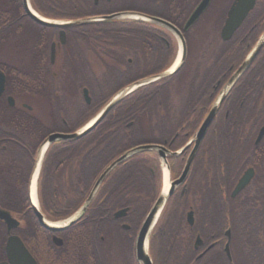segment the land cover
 Masks as SVG:
<instances>
[{
    "label": "flooded vegetation",
    "instance_id": "af4514ba",
    "mask_svg": "<svg viewBox=\"0 0 264 264\" xmlns=\"http://www.w3.org/2000/svg\"><path fill=\"white\" fill-rule=\"evenodd\" d=\"M169 2L178 23L165 21L182 32L184 60L174 74L156 81L160 82L157 85H140L128 94L155 95L162 104V117L144 119L150 136L159 143L141 146L162 147L164 158L156 149L137 152L113 167L94 189L105 170L126 153L104 165L94 180L86 179V156L112 153L101 148L102 140L123 137L97 131L113 108L82 138L45 143L50 136H68L83 128L108 103L86 119L110 93L152 77L144 76L151 64L155 68L169 64L160 73L169 69L181 50L179 40L162 26L132 20L130 67L104 68V73L96 74L88 58L98 60L101 39L86 34L92 33L89 26L103 23L85 24L80 37L71 36L82 50L79 74L83 84L77 86L71 83L68 28L32 21L18 0L22 19L18 33L32 37L33 68L18 70V45L0 51V264H143L137 255L138 236L152 206L163 195L164 166L169 183L176 184L147 235L144 251L151 264H264V0H254L227 40L220 33L235 0H210L206 15L185 32L183 27L201 0ZM28 3L32 7L31 0ZM213 4V16L206 20ZM32 9L48 20L68 21ZM208 27L219 28L218 37L199 36V28ZM139 33L144 37L137 43ZM213 108L215 114L200 137ZM89 135L95 139L89 142L96 147L93 150L86 148ZM139 153L147 155L142 158L143 176L135 180L138 169L133 162L124 163ZM240 182L244 185L235 191ZM169 205L174 213L164 212ZM172 226L175 248L188 244L192 260H162L168 242L164 234ZM228 236L230 241L235 238L234 260L229 241L231 261L216 262L215 252L224 253ZM248 237L256 239L255 246L245 244Z\"/></svg>",
    "mask_w": 264,
    "mask_h": 264
},
{
    "label": "trees",
    "instance_id": "16d2710c",
    "mask_svg": "<svg viewBox=\"0 0 264 264\" xmlns=\"http://www.w3.org/2000/svg\"><path fill=\"white\" fill-rule=\"evenodd\" d=\"M170 0H111L106 2L105 0H99L97 5H94L93 0H31L32 7L38 12L46 17L52 19H66V20H78L87 19L94 17L107 16L114 13L121 12H132L144 15H149L157 17L172 23H178L175 14L172 10V4ZM18 0H0V51L2 48L15 47L18 45V70L30 71L33 68V61L31 54L33 52V43L31 42V36L29 35H19L18 22L22 21L20 18L21 11L18 9ZM188 11L184 13L185 17L188 15ZM206 15L203 14L202 17ZM184 18H181L179 23L182 24ZM201 17V18H202ZM132 20H120L112 22H103V24L89 26L88 29L92 33L86 34L87 36L98 37L101 39V49L96 51L97 59L101 63L102 67L105 69H117L123 68L128 69L130 66L127 64V58L130 57L128 52V47L131 44L132 35L128 32L129 23ZM105 23V24H104ZM82 28L85 26H73L68 28L71 35L68 34V45L70 46V62H71V83L73 85L81 86V75L79 74L81 52L80 46L72 41V37H80ZM87 29V28H86ZM153 37L154 34H151ZM137 43L141 42L140 39L144 37L143 34L139 33L136 36ZM151 63L153 61H150ZM169 64L155 68L152 64L144 76H154L167 68ZM137 77L135 80L139 79ZM160 82L153 84L157 85ZM127 85L123 84L120 88ZM115 94L113 92L107 99H105L102 104H99L92 112L93 116L98 109L104 106L110 98ZM155 96V95H154ZM154 96L148 97L143 94H138L133 96L128 95L123 98L113 109L108 113L103 123L97 129L98 132L102 133H116L123 134L121 138L113 139H103L102 149L111 150L112 153H103V155L90 156L87 157L86 166L88 168V173L86 174V179L94 180L98 171L106 164H108L112 159L117 158L124 152L130 151L138 146L149 144V143H159L155 137L150 136L151 132L147 127L149 124L145 122V118H160L162 117V104H159ZM90 116V117H91ZM114 119H118L115 121ZM131 122V125H127ZM155 126H158V122H154ZM82 123L76 126L75 129L80 127ZM157 131V130H154ZM174 131V125L171 126L170 132ZM90 135L86 137L87 149H95V146L89 144V142H94L95 139L90 140ZM147 153H139L127 160L124 164L133 162L134 168L138 169L134 172L135 180H140L144 173V160L143 156ZM97 158H101V161H96ZM89 159H94L91 162ZM123 164V165H124ZM127 166V165H126ZM89 170H92L89 172ZM140 177V179L138 178ZM127 178V177H126ZM153 193V191H152ZM156 190H154V195L151 196V201L155 197ZM148 205L146 206V208ZM173 205H169L168 210L164 212L174 213L175 210L172 208ZM172 208V209H171ZM172 223H174L172 221ZM173 226L171 230L166 231L164 234L166 239V247L162 254V260L166 261H188L193 259L192 250L188 244H184L181 249H176V242L173 235ZM171 235V236H170ZM234 237H231L230 248L233 257V243ZM170 241V242H169ZM170 243L172 247L170 248ZM245 244L255 246L256 239L254 237L245 238ZM206 260V259H205ZM213 260L216 262H225L227 260L224 253L220 250H216ZM234 260V257H233Z\"/></svg>",
    "mask_w": 264,
    "mask_h": 264
},
{
    "label": "water",
    "instance_id": "95a60500",
    "mask_svg": "<svg viewBox=\"0 0 264 264\" xmlns=\"http://www.w3.org/2000/svg\"><path fill=\"white\" fill-rule=\"evenodd\" d=\"M99 0H93L94 5H97ZM106 2H110L111 0H105ZM23 2V7L26 12V14L29 16V18L46 27H51V28H70L73 26H83L88 23H93V22H112V21H120V20H136V21H143V22H149L152 24H156L159 26H162L170 31L173 32V34L178 38L180 46H181V58L179 64L172 69V66L167 69L166 71L152 76L150 78H147L145 80H142L134 85L128 86L119 92H117L109 101L108 103L99 111V113L90 120L89 123H87L83 128L78 130L77 132L72 133L71 135L68 136H62V135H54L50 136L45 143L46 145L51 143L56 138H62V139H71V140H78L85 136L86 134L90 133L107 115V113L114 107L116 106L123 98H125L130 92H132L136 87L148 83H153L156 81H159L160 79L166 78L176 72V70L180 67L181 63L184 60L185 56V43L182 37V32L178 29H176L174 26H172L170 23L166 22L163 19L149 16V15H144V14H139V13H132V12H121V13H114L111 15L107 16H101V17H94V18H87V19H78V20H68L66 22L59 23L58 21H53V20H48L45 18L40 17L38 14H36L34 11H32L29 7L28 0H22ZM210 3V0H201V2L197 5V7L193 10V12L190 14L188 20L186 21L183 31H187L199 18L200 16L206 11L208 8V5ZM254 5V0H235L231 11L229 13V18L224 25V27L221 29L220 36L222 40H227L229 37L232 35V33L239 27L240 23L243 21V19L246 17L248 12L252 9ZM139 17V18H138ZM65 35L63 32L60 33V39L62 42H64ZM51 63L54 61V50L53 46L51 47ZM3 83L0 84V92L2 90ZM83 95L85 100L88 102V97H87V91H83ZM215 108H213L210 113L208 114L207 118L203 122L201 129L199 131V135L201 137L202 133L205 131L206 127L212 120L214 114H215ZM151 149H156L158 150V153L161 157L164 158V149L160 146H138L128 152H126L122 157H120L118 160L113 162L107 170L99 177L94 189L96 188L97 184L103 180L105 175L113 168L115 167L118 163L122 162L129 156L141 152V151H146V150H151ZM175 155V154H174ZM193 158V153L190 155L188 162L185 167V171H187L189 164ZM176 184V181L173 183H170V187L167 190L166 195H160L154 205L152 206L151 210L149 211L143 226L141 228V231L138 236V242H137V255L139 259L142 261L143 264H151V261L148 257V255L144 251V246L146 243L147 235L149 233V230L153 226L154 222L157 220L159 217L160 213L162 212V209L165 205V202L167 199L171 196L174 186ZM244 184L242 182L239 183L237 186L236 190L241 189V187ZM94 190H92L93 192ZM191 223V220H188ZM229 241L230 237H227V243L225 244L224 247V253L229 261H231V255H230V249H229ZM200 242L197 241L195 244V247L197 244Z\"/></svg>",
    "mask_w": 264,
    "mask_h": 264
},
{
    "label": "rangeland",
    "instance_id": "374dc122",
    "mask_svg": "<svg viewBox=\"0 0 264 264\" xmlns=\"http://www.w3.org/2000/svg\"><path fill=\"white\" fill-rule=\"evenodd\" d=\"M214 9H215V4H213V6L209 9V13H208V15L206 16V20H207V18L208 19H210L212 16H213V12H214ZM199 31H200V33H199V36H205V37H213V36H216V37H218V31H219V28H211V27H208V28H199ZM89 57V56H88ZM92 56L90 55V57L88 58L89 59V63H90V65H92L91 66V68H92V70L96 73V74H101V73H104V68L102 67V65H100L101 63H99V61L98 60H96L94 57H92ZM99 77V76H98ZM78 93V92H77ZM77 93H74V95L75 94H77ZM113 93V92H112ZM112 93H110V94H112ZM109 94V95H110ZM79 95V94H78ZM78 95H76V96H78ZM109 95H107V96H109ZM75 96V102H79L80 101V99H77V97ZM80 98V97H79ZM106 99H107V97H106ZM76 106H78L79 104H75ZM93 112V111H92ZM92 115V113L90 114V115H88V117H86V119H89V117ZM85 119V120H86ZM85 120H82V121H80V123L78 124V125H80L81 123H83ZM77 125V126H78Z\"/></svg>",
    "mask_w": 264,
    "mask_h": 264
},
{
    "label": "bare ground",
    "instance_id": "6f19581e",
    "mask_svg": "<svg viewBox=\"0 0 264 264\" xmlns=\"http://www.w3.org/2000/svg\"><path fill=\"white\" fill-rule=\"evenodd\" d=\"M30 9L33 11L32 7L29 5ZM139 18V17H138ZM180 56H181V50H178V53L175 57V60L173 62L172 65V69L175 68L179 61H180ZM169 176H168V171L165 168V166L163 167V190H162V194L165 195L168 188H169ZM30 195L31 198L34 200L35 196H36V187H35V177L33 178L32 182H31V187H30Z\"/></svg>",
    "mask_w": 264,
    "mask_h": 264
}]
</instances>
